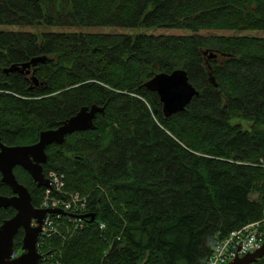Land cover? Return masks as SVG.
Listing matches in <instances>:
<instances>
[{
  "label": "trees",
  "instance_id": "1",
  "mask_svg": "<svg viewBox=\"0 0 264 264\" xmlns=\"http://www.w3.org/2000/svg\"><path fill=\"white\" fill-rule=\"evenodd\" d=\"M0 27L31 29L0 31L4 145L32 146L82 109L105 108L95 130L46 149L44 173L64 175L65 192L96 215L83 230L65 221L48 242L61 264H207L218 242L263 218L264 37L244 33L264 32V0H0ZM37 58L46 62L29 75L6 72ZM177 70L200 95L165 118L144 84ZM15 175L40 207L46 189ZM0 195H13L1 173ZM15 213L1 209L0 227Z\"/></svg>",
  "mask_w": 264,
  "mask_h": 264
},
{
  "label": "water",
  "instance_id": "2",
  "mask_svg": "<svg viewBox=\"0 0 264 264\" xmlns=\"http://www.w3.org/2000/svg\"><path fill=\"white\" fill-rule=\"evenodd\" d=\"M208 55V52H205ZM218 54H210L209 59H216ZM46 59L37 58L30 63L13 66L6 70L9 72L31 74V68L45 63ZM211 81L214 83V79ZM35 85L38 81L33 78ZM146 90L156 93L162 104L165 118H170L184 112L192 100L200 95V92L189 82L188 74L184 70H177L172 74H159L144 84ZM105 108H84L75 117L65 122L59 129L41 133L37 144L32 146L9 147L2 143L0 134V173L2 182L11 188L14 196L0 195V210L12 208L16 215L3 223L0 227V264H40L42 256L37 247L39 235L47 214H67L61 210H40L33 206L30 191L16 178L15 169L22 168L34 179L38 187L49 188L50 182L45 178L44 165L48 161L47 147L53 144H63L67 136L77 132L95 130V120L98 114H104ZM96 220V215L83 216ZM36 222L37 227L33 226ZM24 230L22 242L23 254L14 258V241L18 232ZM264 258L263 247L243 258L235 259L229 264H255Z\"/></svg>",
  "mask_w": 264,
  "mask_h": 264
},
{
  "label": "built area",
  "instance_id": "3",
  "mask_svg": "<svg viewBox=\"0 0 264 264\" xmlns=\"http://www.w3.org/2000/svg\"><path fill=\"white\" fill-rule=\"evenodd\" d=\"M46 178L50 181V188L46 189L40 209L61 210L68 216L48 214L44 220L37 246L42 255L41 264H61L60 260L52 256V252L49 249L46 251L45 248L53 237L62 236L63 238L61 228L65 221L77 222L78 227L84 229L87 220L81 217L88 214L89 202L87 198L83 199L79 195L70 197V194L65 192L64 175L50 171ZM105 228V224H101V229ZM263 245L264 215L260 221L235 231L218 242L207 264H228L235 259L259 251Z\"/></svg>",
  "mask_w": 264,
  "mask_h": 264
},
{
  "label": "rangeland",
  "instance_id": "4",
  "mask_svg": "<svg viewBox=\"0 0 264 264\" xmlns=\"http://www.w3.org/2000/svg\"><path fill=\"white\" fill-rule=\"evenodd\" d=\"M3 30H13V31H31L30 28L28 27H0V31ZM54 31H75L72 29H55ZM85 32L87 33H119V34H126V35H137V34H149V35H172V34H186L184 32L180 31H171V30H166V29H125V28H90V29H84ZM83 31V32H84ZM34 32H38V30H34ZM224 35H232V34H227L223 33ZM244 35H253V36H259V37H264V32H246ZM253 198H256L254 196ZM41 207V206H40Z\"/></svg>",
  "mask_w": 264,
  "mask_h": 264
},
{
  "label": "flooded vegetation",
  "instance_id": "5",
  "mask_svg": "<svg viewBox=\"0 0 264 264\" xmlns=\"http://www.w3.org/2000/svg\"><path fill=\"white\" fill-rule=\"evenodd\" d=\"M29 174V173H28ZM33 179V178H32ZM34 180V179H33ZM35 182V181H34ZM3 183V182H2ZM20 183V182H19ZM36 183V182H35ZM4 184V183H3ZM21 184V183H20ZM23 185V184H22ZM26 187V186H25ZM27 188V187H26ZM11 189V188H10ZM28 189V188H27ZM29 190V189H28ZM13 193V192H12ZM12 196H14V193H13V195ZM12 196H6V197H12ZM16 212V211H15ZM15 215H16V213H15ZM14 215V216H15ZM23 232H24V230L23 229H21ZM20 255L21 254H23V252L22 251H20V253H19Z\"/></svg>",
  "mask_w": 264,
  "mask_h": 264
},
{
  "label": "bare ground",
  "instance_id": "6",
  "mask_svg": "<svg viewBox=\"0 0 264 264\" xmlns=\"http://www.w3.org/2000/svg\"><path fill=\"white\" fill-rule=\"evenodd\" d=\"M39 27V26H38ZM73 195H71L70 197H72ZM81 198H83V199H86L85 197H81ZM64 225H66V223L64 222V224L62 225V227L64 226ZM239 231V230H238ZM20 255V254H19Z\"/></svg>",
  "mask_w": 264,
  "mask_h": 264
}]
</instances>
